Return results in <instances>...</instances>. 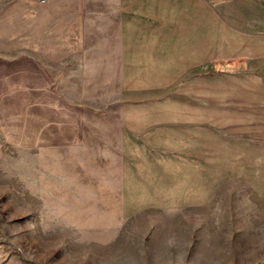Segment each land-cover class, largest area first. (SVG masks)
Returning <instances> with one entry per match:
<instances>
[{
    "label": "crops",
    "instance_id": "0c3cea01",
    "mask_svg": "<svg viewBox=\"0 0 264 264\" xmlns=\"http://www.w3.org/2000/svg\"><path fill=\"white\" fill-rule=\"evenodd\" d=\"M79 86L113 91L119 240L177 264L208 210L264 198V0H0V155L62 142Z\"/></svg>",
    "mask_w": 264,
    "mask_h": 264
},
{
    "label": "rangeland",
    "instance_id": "374dc122",
    "mask_svg": "<svg viewBox=\"0 0 264 264\" xmlns=\"http://www.w3.org/2000/svg\"><path fill=\"white\" fill-rule=\"evenodd\" d=\"M91 88L79 86L71 114L56 118L62 142L1 146L0 264H159L139 249L140 234L118 238L117 109L112 90ZM237 195L207 211L177 264H264V198Z\"/></svg>",
    "mask_w": 264,
    "mask_h": 264
}]
</instances>
